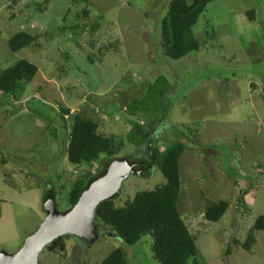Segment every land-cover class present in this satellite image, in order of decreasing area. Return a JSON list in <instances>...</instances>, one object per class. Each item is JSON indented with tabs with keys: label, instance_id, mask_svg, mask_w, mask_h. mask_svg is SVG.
<instances>
[{
	"label": "rangeland",
	"instance_id": "374dc122",
	"mask_svg": "<svg viewBox=\"0 0 264 264\" xmlns=\"http://www.w3.org/2000/svg\"><path fill=\"white\" fill-rule=\"evenodd\" d=\"M169 1L0 0V70L21 59L38 69L17 96L0 93V251H18L36 231L49 188L65 212L72 183L100 171L105 156L78 166L66 159L78 114L122 143L114 161L149 159L148 135L159 150L182 142L177 209L195 262L264 264L263 230L242 248L264 216V0H212L192 27L199 50L180 60L160 46ZM20 31L35 40L12 52L8 39ZM147 171L123 181L117 205L164 182L156 167ZM221 200L226 213L207 221L205 210ZM99 227L92 244L65 238L60 253L47 245L39 264H101L116 247L128 264H159L149 237L127 245Z\"/></svg>",
	"mask_w": 264,
	"mask_h": 264
},
{
	"label": "trees",
	"instance_id": "16d2710c",
	"mask_svg": "<svg viewBox=\"0 0 264 264\" xmlns=\"http://www.w3.org/2000/svg\"><path fill=\"white\" fill-rule=\"evenodd\" d=\"M211 1L170 0L168 2L159 30L161 49L170 60H180L199 50L200 44L192 34V27ZM84 14L86 16L87 11H84ZM246 14L250 21L254 20L252 10ZM34 40L33 35L20 31L8 39V48L12 52H16L32 44ZM37 71V66L25 59L0 70V93L17 96L23 91L22 85L31 81ZM63 112L64 115L69 114L68 109H64ZM98 129V123L91 118H84L78 114L71 117L65 147L67 161L78 166L99 161L102 156H105L106 159L103 162L100 161L101 169L97 174L79 178L72 183L67 193L68 208L65 212L77 202L81 193L93 181L106 173L109 165L114 161L113 156L117 154L122 145L121 142L116 144L114 137L106 136ZM148 136L145 140H147L150 149L149 159L134 161L136 163L134 170L144 167L142 172H145L142 176L147 174L149 177L150 172L147 169L156 167L163 175L164 182L153 189L136 192L122 205L115 203L117 194L101 202L97 206L95 217V223L98 225L97 232L99 233V226L102 224L105 229L111 230L110 233L112 232L114 237L119 238L127 245L136 244L142 238L149 237L153 258L159 264H197L195 262L197 248L194 238L177 209L181 186L178 161L184 152L185 145L180 141H174L166 144L165 149L159 150L156 147L152 148ZM126 161L133 163L127 159ZM49 198H55L51 188L46 191L44 196V199L48 200ZM228 207L227 201L221 200L214 203L205 210L204 218L210 222H217L226 213ZM255 230L264 231L263 215L257 216L242 243V248L248 252L256 242ZM65 238L73 237L69 235L59 237L48 248L57 250L58 253L63 252L66 247ZM126 255L121 247H116L101 260V264H128Z\"/></svg>",
	"mask_w": 264,
	"mask_h": 264
},
{
	"label": "water",
	"instance_id": "95a60500",
	"mask_svg": "<svg viewBox=\"0 0 264 264\" xmlns=\"http://www.w3.org/2000/svg\"><path fill=\"white\" fill-rule=\"evenodd\" d=\"M121 161V162H125ZM119 161H113L106 173L93 181L79 196L77 202L67 211L60 212L53 198L44 203L46 216L35 232L28 235L21 248L14 253L0 251V264H39L42 250L54 240L66 235L94 243L98 237L95 223L97 206L122 189L123 181L133 172L132 167L116 168Z\"/></svg>",
	"mask_w": 264,
	"mask_h": 264
},
{
	"label": "flooded vegetation",
	"instance_id": "af4514ba",
	"mask_svg": "<svg viewBox=\"0 0 264 264\" xmlns=\"http://www.w3.org/2000/svg\"><path fill=\"white\" fill-rule=\"evenodd\" d=\"M120 163L119 164H117L116 166V168L117 169H119V168H124V166H125V168H128V167H132V169L134 170V167H136V163H129V162H127V161H125V162H121V161H119ZM141 164V163H140ZM145 167H148V166H145ZM143 169H144V167L143 168H140L139 170L138 169H135L133 172H132V174H137V173H140V171H143Z\"/></svg>",
	"mask_w": 264,
	"mask_h": 264
},
{
	"label": "bare ground",
	"instance_id": "6f19581e",
	"mask_svg": "<svg viewBox=\"0 0 264 264\" xmlns=\"http://www.w3.org/2000/svg\"><path fill=\"white\" fill-rule=\"evenodd\" d=\"M116 167H117V166H116ZM121 169H123V170H124V169H125V167H124V168H121ZM119 170H120V169H119ZM120 171H121V170H120Z\"/></svg>",
	"mask_w": 264,
	"mask_h": 264
},
{
	"label": "clouds",
	"instance_id": "9594fccd",
	"mask_svg": "<svg viewBox=\"0 0 264 264\" xmlns=\"http://www.w3.org/2000/svg\"><path fill=\"white\" fill-rule=\"evenodd\" d=\"M132 174V173H131ZM46 202V201H45Z\"/></svg>",
	"mask_w": 264,
	"mask_h": 264
}]
</instances>
